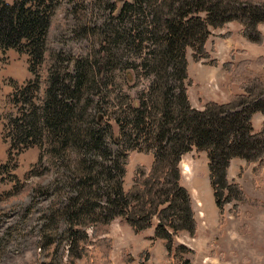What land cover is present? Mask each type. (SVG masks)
<instances>
[{"label":"trees","instance_id":"trees-1","mask_svg":"<svg viewBox=\"0 0 264 264\" xmlns=\"http://www.w3.org/2000/svg\"><path fill=\"white\" fill-rule=\"evenodd\" d=\"M107 1L110 17L118 24L94 37L102 48L110 49L98 50L91 61L72 59L67 65L48 58L45 67L48 29L61 6L59 0H0V49L27 52L37 80L36 67L41 64L46 70L41 96H33L35 85H26L8 97L20 109L19 115L10 113L3 123L5 139H10L9 155L39 145L40 158L29 176L46 174L52 178L48 185L73 192L46 217L41 231L44 241H66L65 257L57 256L55 245L52 259L43 264L90 259L115 219L135 233L156 221L155 237L163 240L168 254L177 251L178 255L180 248L187 251L176 247L174 238L181 233L193 237L197 230L189 192L180 182L181 158L192 148L207 152L220 215L224 204L243 196L239 184L227 179L230 160L241 158L256 162L257 169L264 167V122L259 132L251 127L254 113L264 116V75L243 80L241 92L229 95L225 102L207 101L198 109L188 97L191 81L185 53L190 47L195 60L208 59L206 37L229 22L241 25V36L262 42L258 25L264 22V0ZM93 9V3L85 8L75 5L74 18L86 21L84 14ZM109 63L110 72L121 71L131 88L141 78L149 81L133 97L110 91L119 114L117 133L102 106L101 93L108 86L104 68ZM114 84L110 75V87ZM111 143L124 148H113ZM137 148L154 159L151 166L137 167L132 186L125 189L129 151ZM8 165L0 164V182L15 177L10 173L5 177ZM46 186L41 181L32 189L40 193ZM88 228L94 230L92 235ZM180 263L189 260L182 257Z\"/></svg>","mask_w":264,"mask_h":264},{"label":"rangeland","instance_id":"rangeland-1","mask_svg":"<svg viewBox=\"0 0 264 264\" xmlns=\"http://www.w3.org/2000/svg\"><path fill=\"white\" fill-rule=\"evenodd\" d=\"M95 1L59 0L58 4L61 6L53 17L50 25L52 29H48L50 37L46 40L48 52L44 55L45 67L51 58L64 60L67 65L72 59L77 62L86 59L91 61V56L97 54L98 50L110 49V46L102 48V44L95 41L94 35L110 31L118 22L110 17V4H106L109 1ZM87 3L94 5L93 11L84 14L86 21L88 18L90 20L86 22L83 19L78 22L74 18L76 14L73 7L83 5L85 8ZM79 14L80 17L83 16V12ZM240 29L241 25L237 22H229L221 28L212 29L204 42L209 53L208 59L195 60L192 48L186 47L187 71L191 81L188 97L192 106L197 99H206L205 94L211 90L218 96L228 97L241 92L243 80L264 75V22L258 25L263 38L260 43L241 36ZM50 52L53 53L52 57ZM36 70L40 75L39 80L30 69V56L27 52H19L14 48L5 51L0 49V164L9 163V172H5V177L9 173L15 175L12 179L7 178L0 182V264H43L52 259L55 245H58L57 256L65 257L63 252L67 248L64 240L52 242L49 238L44 241L41 231L46 217L64 204L67 194L73 193L72 189L59 191L55 184L48 185L52 178H47L46 174L29 176L40 158L39 145L29 146L20 152L14 151L10 157V139H5L3 132L6 116L13 112L19 115L20 109L8 101V97L17 87L35 85L33 96L39 97L44 93L46 70L41 64ZM104 70L108 86L101 93L102 106L107 109V119L117 133L115 119L119 114L115 103H112L113 92L110 91H119L133 97L137 90L145 89L149 81L141 78L138 86L131 88L124 83L121 71L110 72V63ZM208 71L215 75L204 80ZM110 75L115 79V84L111 87ZM35 101L38 102V99L35 98ZM111 144L116 149L124 148ZM129 153L130 159L124 178L125 189L132 186L137 167L150 166L153 160L152 154L138 148L130 150ZM198 163L201 165V160ZM257 167L256 162H246V166L240 167L236 183L239 184L243 196L238 195L224 204L222 215L219 214L218 207L217 210L212 209L215 200L210 184L207 183V189L200 185L199 205L204 203V219L203 214L199 218L190 197L197 230L193 237L181 233L174 238V245L184 246L187 251L180 248L178 255H175L177 251L168 254L163 240L155 237L156 221L151 228L135 233L121 219H115L100 236L103 240L95 247L92 257L81 259L78 264H181L182 257L188 259L189 264H264V167ZM41 181L47 186L40 193L34 192L32 187L38 186ZM180 182L182 186L187 184L186 177ZM50 229L47 228L48 231ZM93 232V229L88 228L89 235Z\"/></svg>","mask_w":264,"mask_h":264},{"label":"crops","instance_id":"crops-1","mask_svg":"<svg viewBox=\"0 0 264 264\" xmlns=\"http://www.w3.org/2000/svg\"><path fill=\"white\" fill-rule=\"evenodd\" d=\"M248 47H251V46H248ZM214 75L215 74L213 72L208 71L204 77V80H209L211 77H214ZM219 81H220V77H219ZM222 82H224V79ZM214 92L215 91H212V90L211 92H207L206 94L203 92V94H205L207 98L201 99V101L197 99L196 104L193 106L195 108L202 109L204 103L207 101L225 102L227 100V95L218 96ZM263 121H264V116L261 113L256 112L252 115L251 127H252L253 132L261 131L263 127ZM189 153H191V155H189ZM199 160H201V163H202L201 165H199L198 163ZM242 166L243 167L246 166L245 160L240 159V158H232L230 160V164L227 169V179L232 182H237V176L239 175V169ZM180 168H181V176H182L181 179L186 177V181H187V184H184L183 186L188 190L190 197L193 200V206H195V210L199 213L198 214L199 218L201 219V217L203 216V219H204V216H205L204 203L202 202L201 205H199L200 204L199 202H201V200L198 195V192L200 190V185H202L204 189H207V187H209L207 186V183L210 184L207 152L201 151L197 153L195 148H192V150H190L189 152L185 153L182 156L181 161H180ZM210 188H211V193L213 196V189L212 187ZM215 208L217 210V206L214 201V206H212V209L214 210ZM201 214L203 215L201 216Z\"/></svg>","mask_w":264,"mask_h":264}]
</instances>
